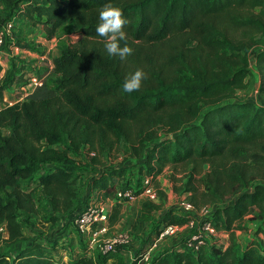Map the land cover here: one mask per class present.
<instances>
[{"label": "trees", "instance_id": "1", "mask_svg": "<svg viewBox=\"0 0 264 264\" xmlns=\"http://www.w3.org/2000/svg\"><path fill=\"white\" fill-rule=\"evenodd\" d=\"M0 3V23L16 16L40 24L51 38L69 21L80 34L53 58L52 79L26 99L0 106V264H103L113 256L96 259L81 238L68 262H59L48 243L18 246L26 239L20 218L39 213L36 191L45 200V223L77 208L82 165L69 153L84 145L96 153L116 147L136 158V194L148 177L159 198L143 200L142 221L165 199L158 180L164 168L188 169L186 199L196 208L210 205L211 224L228 236L226 244L213 238L195 250L185 244L162 250L152 264H264V0ZM106 4L127 18L120 43L133 51L123 59L108 54L105 38L95 31ZM24 66H11L8 83L23 81ZM137 69L146 78L139 90L125 92L124 80ZM252 75L253 99H237L236 90L246 88ZM4 88L0 84V100ZM89 184L96 201L131 188L119 167L95 170ZM122 205H112L109 227L120 220ZM247 218L260 224L242 243L236 229ZM188 220L176 208L166 209L157 234Z\"/></svg>", "mask_w": 264, "mask_h": 264}, {"label": "rangeland", "instance_id": "2", "mask_svg": "<svg viewBox=\"0 0 264 264\" xmlns=\"http://www.w3.org/2000/svg\"><path fill=\"white\" fill-rule=\"evenodd\" d=\"M0 5L2 4L0 3ZM0 16L2 20L5 18L3 8L0 11ZM17 18L18 17L15 16V24L6 35L0 64V84L5 85L3 94L14 102L26 99L29 94L33 92L34 88L38 87L34 84V81L32 80L33 78H40L42 82L44 80L52 79L51 67L53 58L60 53L62 47L75 42L80 36L79 33L73 30L71 22L69 21L58 29L53 37L48 38L40 24L34 25L30 21L27 23H21L20 21H17ZM16 42H19V45H16ZM14 45L18 47V51H14ZM19 50H22V53H20ZM32 55H34V57H32ZM13 64L18 66L22 64L26 67L25 77L21 83L13 81L12 83H8L11 80V76H8V70L11 69ZM251 69L254 71L253 65L251 66ZM255 81V76L252 75L251 79L248 81V86L246 88L237 89V95L235 97H237V99H253ZM11 91H14V94ZM0 106H3L1 102ZM6 133L7 130L4 129L3 134ZM58 146L61 145H56V147ZM69 154L82 165V168L77 171L79 176L77 185L81 199L82 197L87 196L86 192H88L89 189V186L87 185L94 175L95 170L104 167L124 168L127 171L129 186L134 189L138 187L137 160L135 157L127 154L123 149L118 150L114 147L111 150L106 149L100 153H96L95 151L90 150L87 145H84L78 148L74 154ZM93 158H96V161H94ZM187 171L188 169L182 168V166H177L176 168H164L163 172L158 176V180L160 188L165 192V199H163L161 203V208L152 214L150 220H140L135 206L130 207L128 211L125 209L124 215H126V218L123 220L124 227L122 225V228L109 227V232L125 231L127 226H131L134 227L133 232L135 234L128 231L131 237L130 243L126 246L120 247L113 257L104 261L103 264H136L137 258L135 255L139 252V245L141 249L144 244L153 242L162 225L160 221L162 215L161 212L169 208H176L180 199L187 197L188 192L183 189V184L187 180ZM89 185L91 186V184ZM89 193L91 194L90 201L98 202L95 200L96 192L90 191ZM35 196L39 213L38 215H31L28 218H20L26 239L18 246H25L33 240L48 243L51 248L56 247L53 255L59 260V262H68L71 258L69 253L78 250V245L80 243L79 241H73L69 238V243L65 245L61 242L62 237H60V239L56 238L60 232V227L66 231L68 230L67 227L71 226L66 219L63 220V226H61V222H58L59 220L53 224L43 222L41 217L46 214L47 210L45 200L39 191H36ZM136 199L144 200V195H138ZM158 201L159 198L156 194L155 202ZM79 202L81 204L83 200H80ZM127 214H129V216ZM259 224L260 223L257 219L251 218H247L238 224V229H236L238 240L242 243L247 242L254 235V231ZM201 226H203V223ZM73 228L74 227H71V231H67V236L72 233V230L74 231ZM189 231L190 230L184 226V229L179 228L175 234L158 240L152 258L162 250L171 249L176 245L184 244V240L187 239ZM214 237L223 244L227 243L228 236L224 232L218 233ZM214 237L208 235V238L210 239H213ZM15 249L16 247H14L12 251ZM1 250H6V248H1ZM102 256V253L94 252V257L96 259L101 260Z\"/></svg>", "mask_w": 264, "mask_h": 264}, {"label": "built area", "instance_id": "3", "mask_svg": "<svg viewBox=\"0 0 264 264\" xmlns=\"http://www.w3.org/2000/svg\"><path fill=\"white\" fill-rule=\"evenodd\" d=\"M1 10L2 5H0V11ZM14 24V16L0 23V64L1 57L3 55V47L5 46L6 35L12 29ZM16 47L17 46H15V48ZM32 80L34 81V84L36 86L42 85V80L40 78L37 79L36 77ZM0 102L3 104V106L15 103L10 98H7L4 94L2 95ZM149 182V178L144 177L141 180V184L139 186V193L136 194L135 190L137 189L134 188H127L124 190L119 189L116 191L115 196L111 199H108L107 201L112 202L119 200L122 202H128L136 198L138 195H144V199L156 201V192ZM87 186H89L88 192H86L87 196L83 197V202L80 205V209L77 213H75V215L71 217L72 223L74 225V230L78 238H81L86 242L88 246V254L93 255L95 251L102 254L115 253L118 247H123L130 243L131 237L129 235V232H109L108 215L110 211V205L107 201H90L91 194L89 192H95V189L90 185ZM176 209L179 213L187 214L189 216L188 222L182 225H165L164 228L155 236L153 242H150L143 246L144 248L135 255V257L137 258L136 264H152V257L157 241L175 234L179 230V228L184 229V226H186L190 230L187 239L184 240V244L194 250L205 239L211 240L210 238H208V235L214 237L219 233L211 224V206L204 205L196 208L186 198H181L176 206ZM202 223L203 226H201Z\"/></svg>", "mask_w": 264, "mask_h": 264}, {"label": "clouds", "instance_id": "4", "mask_svg": "<svg viewBox=\"0 0 264 264\" xmlns=\"http://www.w3.org/2000/svg\"><path fill=\"white\" fill-rule=\"evenodd\" d=\"M127 23V18L123 11L113 6L106 4L99 12V23L97 24L96 33L105 38V49L110 55H119L122 59L130 55L133 49L126 43L121 46V41L126 40V33L123 31L124 25ZM146 78V73L142 69H137L123 82V90L132 92L139 90L141 81ZM259 103V101H257Z\"/></svg>", "mask_w": 264, "mask_h": 264}, {"label": "crops", "instance_id": "5", "mask_svg": "<svg viewBox=\"0 0 264 264\" xmlns=\"http://www.w3.org/2000/svg\"><path fill=\"white\" fill-rule=\"evenodd\" d=\"M17 21H20L21 23H27V21L26 20H23V19H17ZM34 29V28H33ZM13 49H14V51L15 50H17L18 51V48L16 47L15 48V46L13 47ZM19 52L20 53H22V50H19ZM32 57H34V55H32ZM12 93L14 92V91H11ZM14 94V93H13ZM13 96V95H12ZM11 96V97H12ZM12 99H13V97H12ZM82 199H83V197H82ZM108 199H106V200H104V201H107ZM108 202V204L110 205V208H109V210H111V208H112V205L114 204V202L115 201H112V202H110V201H107ZM143 202V200L141 199V200H137L136 198H134L133 200H131V201H128V202H123V205H122V209H121V213H120V216H121V218H120V220L113 226V227H115V228H122V226H123V220L126 218V215H124V211H125V209L128 211L129 209H130V207H132V206H135L136 207V209H137V214H139L140 213V206H141V203ZM80 203L78 204V206H77V208L74 210V212H72L71 214H69V215H67V216H61L60 217V219H59V221L58 222H61V226H63V220L64 219H66V221L70 224V226L71 227H74V225H73V223H72V216L73 215H75V213H77L78 212V210L80 209ZM165 211V210H164ZM110 212V211H109ZM162 213V212H161ZM128 216H129V214H127ZM122 225V226H121ZM71 227H67L68 228V230H64V229H61V227H60V229H59V233H58V235H57V239H60V237H62V239H61V242L63 243V244H65V245H67L68 243H69V238H71L73 241H77L78 242V236H77V234H76V232H75V230L73 231L72 230V233L70 234V235H66L67 234V231L69 232V231H71L70 230V228ZM124 227V226H123ZM74 229V228H73ZM126 230L125 231H131V233L132 234H135L134 232H133V229H134V227H131V226H127V228H125ZM146 244H144L143 246H145ZM75 246V245H74ZM144 247H142L141 249H140V245H139V247H138V249L139 250H142ZM56 249V247H53L52 248V251L54 252V250ZM116 253V252H115ZM115 253H113V255L115 254ZM113 257V256H112ZM109 259H111V257L109 258ZM109 259H107V260H109Z\"/></svg>", "mask_w": 264, "mask_h": 264}]
</instances>
